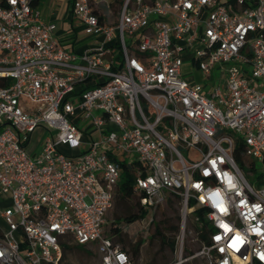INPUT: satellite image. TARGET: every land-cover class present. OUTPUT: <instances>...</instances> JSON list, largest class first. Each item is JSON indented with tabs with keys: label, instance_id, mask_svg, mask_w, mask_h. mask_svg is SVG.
Returning <instances> with one entry per match:
<instances>
[{
	"label": "built area",
	"instance_id": "1",
	"mask_svg": "<svg viewBox=\"0 0 264 264\" xmlns=\"http://www.w3.org/2000/svg\"><path fill=\"white\" fill-rule=\"evenodd\" d=\"M36 1L0 7V264H72L67 237L101 264H132L105 235L127 161L115 152L140 164L145 209L178 197L183 227L204 211L198 255L264 264V0H120L107 22L74 0L85 34L103 39L80 52ZM194 69L205 83L185 78Z\"/></svg>",
	"mask_w": 264,
	"mask_h": 264
},
{
	"label": "rangeland",
	"instance_id": "2",
	"mask_svg": "<svg viewBox=\"0 0 264 264\" xmlns=\"http://www.w3.org/2000/svg\"><path fill=\"white\" fill-rule=\"evenodd\" d=\"M184 70L188 72V69ZM214 74H216L215 82H220L221 78L217 75L218 71L215 70ZM185 78L189 81L199 83H205L207 81L205 76L196 69ZM80 126L84 132L89 130L90 135L97 139L100 138V132L90 128L88 122ZM44 135V129L38 128L36 130L32 136L31 143L27 146L29 153H33L37 149ZM61 149L66 155L73 154L67 147H62ZM77 152H80V150ZM115 154L119 160L126 159L127 162H130L129 157H124L120 152H115ZM258 167H261V164H258ZM247 177L250 183L256 187L258 184L256 177L249 175ZM138 203L139 196L136 194L124 202H118L116 197L114 206L107 215V224L105 227V235L113 236L115 243L129 254L132 264H210L206 258L198 255L203 246L200 238L196 235L193 221L189 219L186 226L183 227L180 205L176 203H165L151 209H145V214L142 219L134 223H127L124 220L125 216H127V211L138 213L140 208ZM120 217L123 219H118ZM113 222L118 223V227L120 228L119 233L112 231L114 227ZM176 226H179L177 233L174 230ZM158 232L170 239L175 238V251L163 245ZM66 240H69V238ZM140 241L143 242L139 248V254L135 258L133 256L134 249ZM74 245L72 244V246ZM94 252V246H81L74 248L72 251L65 252V258L72 264H101L100 257Z\"/></svg>",
	"mask_w": 264,
	"mask_h": 264
},
{
	"label": "crops",
	"instance_id": "3",
	"mask_svg": "<svg viewBox=\"0 0 264 264\" xmlns=\"http://www.w3.org/2000/svg\"><path fill=\"white\" fill-rule=\"evenodd\" d=\"M74 0H37L34 3L45 23H55V38L67 50L80 52L103 43L102 38L88 36L73 15ZM96 13L107 22L120 11V0H94ZM112 16V17H111ZM84 148H86L84 146ZM83 148V149H84Z\"/></svg>",
	"mask_w": 264,
	"mask_h": 264
},
{
	"label": "trees",
	"instance_id": "4",
	"mask_svg": "<svg viewBox=\"0 0 264 264\" xmlns=\"http://www.w3.org/2000/svg\"><path fill=\"white\" fill-rule=\"evenodd\" d=\"M0 7L7 8L8 7L7 6V0H0ZM9 83H10L9 80L0 79V86H8ZM238 161L240 164L242 163V159L240 157H238ZM122 167H123V173H122V177H121V180H120V183L118 186L117 195H116L118 202H124L127 199H131L134 196L133 183L135 181V172L137 169L140 168V164L136 161L132 162V163H128L127 161H124V162H122ZM167 203H171V204L176 203V204L180 205V199L178 197L170 196V197H168ZM138 204L140 206L138 213H131V211H127V216H125V218H124V220L127 223H134V222L143 218V216L145 214V208L142 206L140 199H139ZM193 216H199V218H200L199 221L193 222L194 228L196 230V235H197V237L200 238V242H201L202 246L207 245L209 243L211 227L209 226V223L205 218L204 211L203 210H196L194 212ZM118 219H123V218L120 217ZM112 224L114 225V227L112 228V231L114 233H119L120 228L118 227V223L113 222ZM174 230H175V233H177L179 231V226L174 227ZM158 234L161 236L163 245L166 248H169L170 250L175 251V249H176L175 238L170 239L169 237L162 235L160 232H158ZM68 238H69V240H66ZM111 238L115 242L112 235H111ZM142 242L143 241H140L134 249L133 256L135 258L139 254V248L142 245ZM60 244H61L62 249H63L64 260H67L65 258V256H66L65 252L72 251L74 248L81 247L80 245H76V244L74 246H72V244H74V243L72 242V238H70V237L61 239Z\"/></svg>",
	"mask_w": 264,
	"mask_h": 264
},
{
	"label": "clouds",
	"instance_id": "5",
	"mask_svg": "<svg viewBox=\"0 0 264 264\" xmlns=\"http://www.w3.org/2000/svg\"><path fill=\"white\" fill-rule=\"evenodd\" d=\"M260 258H261V259H264V256H261Z\"/></svg>",
	"mask_w": 264,
	"mask_h": 264
}]
</instances>
